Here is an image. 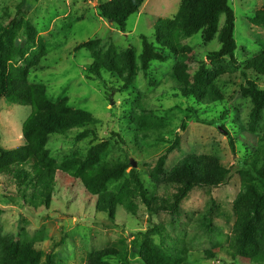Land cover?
I'll use <instances>...</instances> for the list:
<instances>
[{
    "label": "rangeland",
    "instance_id": "obj_1",
    "mask_svg": "<svg viewBox=\"0 0 264 264\" xmlns=\"http://www.w3.org/2000/svg\"><path fill=\"white\" fill-rule=\"evenodd\" d=\"M107 1L0 0V28L19 22L9 46L10 70L27 68L29 82L44 84L53 100L65 99L69 109L88 113L95 121V134L76 128L50 135L49 155L59 164L69 158L84 160L98 146L100 161H127L123 176L103 191L117 192L128 182L133 209L119 204L112 215L100 210L98 192L88 191L69 168L58 170L47 205L32 202L30 190L0 176V236L32 242L43 253L40 264L47 254L56 264H84L88 253L105 247L121 252L105 259L110 264H144L135 251L140 246L185 264H264V207L254 211L246 191L249 185L261 187L247 172L236 171L238 164L249 161L264 133V109L252 118L251 98L243 92L247 78L264 88V75L247 69L264 45V0H229L235 19L233 59H209L219 49L216 34L204 42L199 32L181 36L174 52L157 49L161 59L151 61L146 71L139 61L142 37L154 44V23L174 17L182 0H145L128 17L123 32L101 15L99 6ZM94 39L99 40L94 48L74 50ZM127 48L135 57L131 78L120 56ZM94 62L99 77L89 70ZM174 69L187 74L198 99L180 91L171 76ZM30 112L29 106L0 99L3 148L23 144L21 127ZM176 140L178 145L169 149ZM190 154L218 158L231 171L228 181L193 188L177 212H150L131 182L132 170L146 198L160 202L175 191L171 170ZM244 219L250 223L252 243L242 245L235 237Z\"/></svg>",
    "mask_w": 264,
    "mask_h": 264
},
{
    "label": "trees",
    "instance_id": "obj_2",
    "mask_svg": "<svg viewBox=\"0 0 264 264\" xmlns=\"http://www.w3.org/2000/svg\"><path fill=\"white\" fill-rule=\"evenodd\" d=\"M145 0H109L99 6L101 15L113 22L117 29L125 31L126 21L135 14ZM264 15V11H260ZM220 16L223 17L220 22ZM234 13L229 0H182L177 13L172 18H159L153 25L155 43L142 37L140 68L146 71L150 62L161 59L157 49L175 51L179 46L181 36L188 37L200 32L202 40L208 42L215 34L219 49L209 55V59H233L236 49L233 37ZM19 22L12 21L8 27L0 28V99L9 103L29 106L30 114L22 123L21 132L23 144L11 149L0 145V176H6L20 190H30L32 202L48 204L50 189L59 169L71 170L74 177H78L88 191L98 192L96 206L110 215L114 213L116 205L123 204L132 211L129 183L123 184L117 192L103 191L112 180L123 176L128 167L127 161H100L98 146L88 150L84 160L69 158L57 163L46 149V143L53 134L65 135L72 129H84L95 134V121L88 113L81 110H71L65 99L53 100L48 96L46 86L41 83L28 81V69L8 67L9 46L15 35ZM99 40L83 41L74 46L78 51L82 48L92 49ZM156 44V46H155ZM120 56L125 62L129 78L135 72V57L133 50L127 48ZM247 69L257 75H264V45L258 53L247 63ZM89 70L99 77V65L94 62ZM199 76L204 79V68H200ZM173 80L180 91L189 97L197 99L196 92L187 79V74L180 69L171 72ZM247 86L244 94L250 96L252 102L251 117L257 119L264 109V88H260L256 81L246 79ZM178 140L169 149L178 145ZM232 143V142H231ZM101 147V146H100ZM249 161L236 166V171L247 172L260 184V189L247 186V194L252 197L254 211L264 207V133L257 137L255 148L249 153ZM163 159L159 161L161 164ZM95 162L96 166L86 167V163ZM231 176L230 169L221 167L218 158L209 155L190 154L177 163L169 174V180L174 184L175 191L170 198L156 202L145 196V188L138 175L132 170L131 182L137 193L143 198L147 209L152 213L161 211L177 212L182 201L195 187H209L224 184ZM100 191V192H99ZM25 198V196H23ZM1 211V210H0ZM211 223L210 216L206 218ZM163 236V228H157ZM235 239L239 244H251V226L247 219L241 223L240 231ZM144 264H185L181 260L169 259L165 255L151 252L147 247L135 249ZM42 252L36 250L32 242L17 243L0 236V264H40ZM121 252L114 247H105L88 253L84 264H110L106 258L119 257ZM45 264H56L53 255L47 254Z\"/></svg>",
    "mask_w": 264,
    "mask_h": 264
},
{
    "label": "water",
    "instance_id": "obj_3",
    "mask_svg": "<svg viewBox=\"0 0 264 264\" xmlns=\"http://www.w3.org/2000/svg\"><path fill=\"white\" fill-rule=\"evenodd\" d=\"M134 165V164H133Z\"/></svg>",
    "mask_w": 264,
    "mask_h": 264
}]
</instances>
